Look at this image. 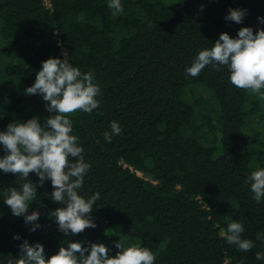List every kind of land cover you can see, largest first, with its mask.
Segmentation results:
<instances>
[{
	"label": "trees",
	"instance_id": "16d2710c",
	"mask_svg": "<svg viewBox=\"0 0 264 264\" xmlns=\"http://www.w3.org/2000/svg\"><path fill=\"white\" fill-rule=\"evenodd\" d=\"M51 3L0 0V132L32 118L43 126L55 115L41 95L25 91L42 62L66 52L74 67L92 72L100 106L70 119L91 165L79 192L100 194L91 214L97 226L61 233L49 215L63 207L51 199V181L37 188L26 213L40 212L39 229L31 232L23 216L5 219L13 214L4 190L25 181L0 170V264L18 259L24 240L42 244L46 259L67 247L64 241L103 243L114 258L121 240L149 248L154 264H264L255 255L264 253V198L257 203L246 182L264 168V136L249 124L262 110L260 98L235 87L227 66L186 74L222 33L237 38L241 28L264 29V0H121L123 14L115 16L110 0ZM229 9L247 10L242 23L225 20ZM199 86L217 103L201 95L183 100ZM113 121L122 133L108 143L103 134ZM6 154L0 145V158ZM28 179L39 183L35 173ZM233 221L243 224L242 239L254 242L250 251L221 235Z\"/></svg>",
	"mask_w": 264,
	"mask_h": 264
},
{
	"label": "clouds",
	"instance_id": "9594fccd",
	"mask_svg": "<svg viewBox=\"0 0 264 264\" xmlns=\"http://www.w3.org/2000/svg\"><path fill=\"white\" fill-rule=\"evenodd\" d=\"M113 9V15L123 14L121 0H110L108 5ZM226 21L242 23L247 10L229 9ZM264 24V18L258 17ZM64 59L49 58L42 62V69L36 74L35 82L26 88L27 95L39 94L46 110L55 115L48 118L43 126L37 118L25 123L14 122L0 132V145L7 153L0 158V170L5 174L18 175L25 182L19 188L4 190V202L16 217L23 216L25 224H31V232L41 227L36 223L40 218L39 211L28 212L30 202L37 197V188L45 181H51L54 191L51 199L63 205L50 212L55 219L58 230L66 237L82 233L85 229L95 228L92 212L100 194L95 193L88 198L79 192L84 185V177L91 165L85 162L84 149L79 138L73 135L71 114L80 111L91 114L98 109L101 95L100 87L92 72L84 73L74 67L66 52ZM212 66L221 71L227 66L230 72V82L239 89L250 90L251 94L264 99V29H257L255 34L251 27L238 31L237 38L228 33H222L211 48L198 52L186 74L197 77L206 66ZM111 133L105 132L104 139L111 143L113 135H120L122 128L118 122L110 125ZM74 158V159H73ZM30 173L39 177V183L34 184L28 178ZM250 189L257 203L264 198V168L253 171L248 177ZM244 226L240 222H230L226 235L228 244L238 246L244 252L254 247V242L242 239ZM16 240L20 236L13 237ZM256 239H261L258 233ZM67 247L61 246L57 254L45 258V248L40 243L29 244L27 240L19 246V258L9 260L8 264H154L156 255L140 243L125 247L124 243H114L120 251L114 258L109 257V248L103 243L68 242ZM256 259H264V253L257 252ZM243 264V262H242Z\"/></svg>",
	"mask_w": 264,
	"mask_h": 264
},
{
	"label": "rangeland",
	"instance_id": "374dc122",
	"mask_svg": "<svg viewBox=\"0 0 264 264\" xmlns=\"http://www.w3.org/2000/svg\"><path fill=\"white\" fill-rule=\"evenodd\" d=\"M201 89H202L201 86L196 88V91H194V95L190 93L191 96L189 95L188 92L185 91L183 93V96H182L183 100H185V101H187L189 99L195 100L198 97L201 98L200 97V95H201L205 99L209 100V103L211 104V106H212L213 102L217 103L216 99L214 98V100H213L212 96L208 93V91H202L201 93H198L199 91H201ZM261 91L264 92V89H262ZM248 93H249L248 95L252 96V99H253V97L254 98H260L259 95L251 94L250 90H248ZM260 101L262 103V110L257 115L250 117L249 124L251 125V128L255 131L257 136H264V99L260 98ZM203 104L207 106V104L205 102H203ZM247 134H248V132H247ZM249 134L251 135V133H249ZM253 135H255V134L253 133ZM209 138H212V136L210 135ZM261 141H263V140L260 138L259 142H261ZM257 148H259V147H257ZM5 219H9L10 221H13L14 219H16V216H13L10 214V216L5 217Z\"/></svg>",
	"mask_w": 264,
	"mask_h": 264
},
{
	"label": "built area",
	"instance_id": "2783aa9c",
	"mask_svg": "<svg viewBox=\"0 0 264 264\" xmlns=\"http://www.w3.org/2000/svg\"><path fill=\"white\" fill-rule=\"evenodd\" d=\"M43 2H44V6H45L47 9H51V8H52L51 0H43Z\"/></svg>",
	"mask_w": 264,
	"mask_h": 264
}]
</instances>
